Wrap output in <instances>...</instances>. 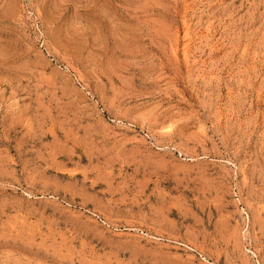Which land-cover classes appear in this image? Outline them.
<instances>
[{
    "label": "rangeland",
    "instance_id": "rangeland-1",
    "mask_svg": "<svg viewBox=\"0 0 264 264\" xmlns=\"http://www.w3.org/2000/svg\"><path fill=\"white\" fill-rule=\"evenodd\" d=\"M0 264H264V0H0Z\"/></svg>",
    "mask_w": 264,
    "mask_h": 264
}]
</instances>
